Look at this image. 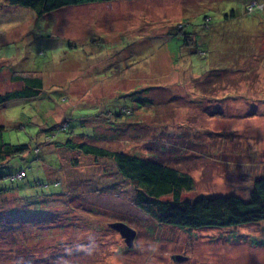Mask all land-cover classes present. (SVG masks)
I'll return each mask as SVG.
<instances>
[{
    "label": "rangeland",
    "instance_id": "374dc122",
    "mask_svg": "<svg viewBox=\"0 0 264 264\" xmlns=\"http://www.w3.org/2000/svg\"><path fill=\"white\" fill-rule=\"evenodd\" d=\"M35 73L41 96L0 108L14 144H32L47 116H68L74 137L191 176L183 200H248L264 178V0H113L42 18L0 0V95L23 87L15 75ZM123 109L134 114L118 129L111 113ZM57 152V169L45 151L42 161L31 152L0 166V187H10L0 197V264H264V221L163 225L135 207L111 160ZM21 168L24 181L6 178ZM116 222L136 230L132 248L110 228Z\"/></svg>",
    "mask_w": 264,
    "mask_h": 264
},
{
    "label": "trees",
    "instance_id": "16d2710c",
    "mask_svg": "<svg viewBox=\"0 0 264 264\" xmlns=\"http://www.w3.org/2000/svg\"><path fill=\"white\" fill-rule=\"evenodd\" d=\"M109 1L113 0H8V4L12 7L31 9L36 12L39 18H42L47 14L67 7ZM258 7V4H252L247 10L253 12ZM232 15H234V12H232ZM203 17L202 26L208 33L210 32L208 31L209 26L212 25V18L209 15ZM185 24L188 26L187 23ZM178 28L179 31L183 30L180 27ZM183 42L185 45L193 42L192 35L184 34ZM204 53L205 51H200L199 54L204 56ZM13 80L22 82L23 87L20 90L0 95V108L7 104L27 102L30 99L39 98L43 93L44 80L42 76H38L36 73L34 76L15 75ZM133 114L126 109L120 110L119 113H111L112 117L120 120L119 123L114 124L117 125L116 128L118 129L121 127L120 124H125V129H127L129 123L124 122L123 117ZM47 120L45 122L48 124L39 129V133L42 134L40 137L32 138L34 140L32 144L28 142L17 144L10 142L6 137L9 127L1 125L0 166L7 165L14 159H24L31 152L34 153L35 159L42 161L41 153L45 151L48 152L49 159L53 163L48 161V164L45 165L57 169V166L60 167L57 151L78 152L87 157L111 160L119 175L128 182L134 191L135 207L160 224L182 230H202L236 228L264 221V178L257 179L254 182L248 200H243L235 195L199 196L193 201L183 200V194L194 189V180L191 176L162 161L155 160V158H143L138 155L110 151L87 143L86 137L83 135L74 137L69 131L71 120L68 116L60 124L52 119L50 120L48 116ZM109 125V123L106 124V129H110ZM52 146L53 148H51ZM43 163H45V159ZM59 172L55 173L58 174ZM20 174H23L21 179L18 178ZM26 177L27 168H21L6 178H10L13 182H22ZM56 186H62V181H57ZM9 188L1 186L0 197L9 193Z\"/></svg>",
    "mask_w": 264,
    "mask_h": 264
},
{
    "label": "water",
    "instance_id": "95a60500",
    "mask_svg": "<svg viewBox=\"0 0 264 264\" xmlns=\"http://www.w3.org/2000/svg\"><path fill=\"white\" fill-rule=\"evenodd\" d=\"M110 228L115 230L120 234V236L124 239L125 244L127 245L128 248H132L134 246V242L137 236L136 230L128 226L127 224L123 222H116L110 224ZM187 258L183 256H176L174 258V261L176 263H181L182 261H186Z\"/></svg>",
    "mask_w": 264,
    "mask_h": 264
},
{
    "label": "built area",
    "instance_id": "2783aa9c",
    "mask_svg": "<svg viewBox=\"0 0 264 264\" xmlns=\"http://www.w3.org/2000/svg\"><path fill=\"white\" fill-rule=\"evenodd\" d=\"M22 177H23V174H20V175L18 176V178H20V179H21Z\"/></svg>",
    "mask_w": 264,
    "mask_h": 264
}]
</instances>
